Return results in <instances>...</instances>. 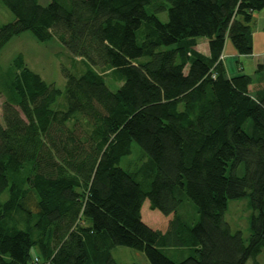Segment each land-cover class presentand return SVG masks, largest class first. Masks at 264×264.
I'll use <instances>...</instances> for the list:
<instances>
[{
  "label": "trees",
  "instance_id": "obj_1",
  "mask_svg": "<svg viewBox=\"0 0 264 264\" xmlns=\"http://www.w3.org/2000/svg\"><path fill=\"white\" fill-rule=\"evenodd\" d=\"M0 3L14 17L0 25V52L30 32L87 65L80 76L62 70L65 109L55 111L62 92L22 55L12 60L0 121V264H116L115 246L150 264H260L264 87L251 93L250 76L228 77L222 53L228 40L238 56L252 53L264 0ZM203 41L208 55L195 49ZM132 142L146 161L124 170ZM241 199L251 210L246 241L224 220ZM146 200L172 216L164 232L142 222Z\"/></svg>",
  "mask_w": 264,
  "mask_h": 264
},
{
  "label": "rangeland",
  "instance_id": "obj_2",
  "mask_svg": "<svg viewBox=\"0 0 264 264\" xmlns=\"http://www.w3.org/2000/svg\"><path fill=\"white\" fill-rule=\"evenodd\" d=\"M38 2L45 6L49 3V0H38ZM157 17L162 23L167 21L166 12L157 14ZM13 21V15L0 3V25ZM140 39L141 34L138 32V40ZM227 42L230 47H233L229 40ZM166 48L172 47H162V49ZM204 49L205 42L198 43V50L203 51ZM19 54L22 55L25 64L30 70L38 74L47 84L54 85L62 92L52 105V109L55 111L64 110L65 100L63 91L65 88V78L62 70H66L75 76H80L85 72L87 65L85 62L72 56L55 38L45 43H39L33 38L30 32H24L19 36L13 37L0 52V121L2 104L6 97L3 84L6 83V78L10 75L12 60ZM106 83L112 91L116 90L119 86L111 83L109 80H106ZM145 161L146 156L142 153L140 148L132 142L130 154L120 160L119 167L124 170H134ZM140 215L145 225L153 230L162 232L167 228L168 219L172 218V216H168L167 218L160 212L151 210L147 200L141 207ZM250 215L251 210L247 205L246 199L228 202L224 220L233 233H241L244 241H246L250 235ZM37 252L36 248L31 250L33 256L36 255ZM110 254L116 264H150L143 252L127 247L115 246L110 250ZM164 254L174 261H179L186 256L184 254L179 257L176 252H171L169 250H165ZM258 261L260 264H264V250L259 255Z\"/></svg>",
  "mask_w": 264,
  "mask_h": 264
},
{
  "label": "crops",
  "instance_id": "obj_3",
  "mask_svg": "<svg viewBox=\"0 0 264 264\" xmlns=\"http://www.w3.org/2000/svg\"><path fill=\"white\" fill-rule=\"evenodd\" d=\"M251 28L252 53L248 56H238L235 49L230 47L226 41L222 53V65L228 77L250 76L249 91L252 93L256 89L264 87V67L257 71L258 65H264V9L254 14ZM195 49L203 55H208L206 42L203 51L198 50V44Z\"/></svg>",
  "mask_w": 264,
  "mask_h": 264
},
{
  "label": "built area",
  "instance_id": "obj_4",
  "mask_svg": "<svg viewBox=\"0 0 264 264\" xmlns=\"http://www.w3.org/2000/svg\"><path fill=\"white\" fill-rule=\"evenodd\" d=\"M35 262H37V261H35Z\"/></svg>",
  "mask_w": 264,
  "mask_h": 264
}]
</instances>
